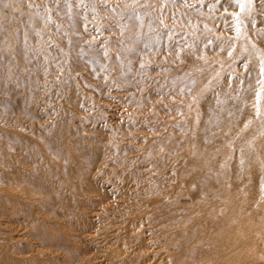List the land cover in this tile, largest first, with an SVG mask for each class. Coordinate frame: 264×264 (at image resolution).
I'll use <instances>...</instances> for the list:
<instances>
[{
    "label": "rangeland",
    "instance_id": "rangeland-1",
    "mask_svg": "<svg viewBox=\"0 0 264 264\" xmlns=\"http://www.w3.org/2000/svg\"><path fill=\"white\" fill-rule=\"evenodd\" d=\"M0 23V264H177L212 218L227 248L183 263L264 264V0H0Z\"/></svg>",
    "mask_w": 264,
    "mask_h": 264
},
{
    "label": "bare ground",
    "instance_id": "bare-ground-1",
    "mask_svg": "<svg viewBox=\"0 0 264 264\" xmlns=\"http://www.w3.org/2000/svg\"><path fill=\"white\" fill-rule=\"evenodd\" d=\"M5 24L6 23H0V27L1 28L4 27ZM9 24H11V23L9 22ZM3 41L4 42H10V41L13 42V38L11 37L10 33L0 32V42H3ZM263 47H264V45H263ZM262 53H264V48L262 49ZM6 55H7V53H6ZM7 56H9V55H7ZM0 58H5L4 50L0 51ZM0 81H2V78L1 77H0ZM63 86H64V84L62 85V87ZM218 102H221V101L220 100H217L216 101V100L210 99V102H209L210 109L209 110L210 111H212V110L214 111L215 109L217 110L218 104H219ZM229 107H230L229 105H225V104L224 105H220V108L218 110V113L219 114H216L215 113V115L218 116V119H216L217 121L214 120L215 122H213V123L224 126L225 123L227 124L229 122V120H230V122L236 120L235 117H232L231 116L232 110ZM194 121H196V118H194ZM207 126H208V124L205 123V122H203L202 129L204 130V132H205V128ZM194 131L195 130H193L192 133H194ZM243 134H244V132H243ZM213 135H215V132L214 133H212V132L211 133H206V136L204 137V139H206V143H207V140H210V142H209L210 144L217 145L218 143L221 142V139H219L220 137H219L218 134L216 136H213ZM211 139H213V140H211ZM188 143H189V141H188ZM222 143H223V141H222ZM194 160H195V158H193L192 160H189V162L193 164L192 166H194V162H193ZM240 167L241 166H238L237 168H235V171H237ZM233 170L234 169H232V171ZM226 178H227L226 175L221 176V177H218L216 174H213V173L212 174L211 173L210 174H208V173L205 174L204 173V175H203V172H202L201 175H200V177L198 176V178L195 177L194 179L193 178H191V180L189 179L190 181L188 180V184H191V181L192 182H196V183H198L203 188V186H205L204 183H206V187H204V189L205 188L208 189L209 186H211V185H213V186L218 185L219 188H220V191L223 192L224 189L226 188V183H225L226 182ZM191 192H192L191 195H193V196L194 195H197V190L196 189L193 188V190ZM207 205H206V207H207ZM207 216L208 215H206V218H207ZM215 221L218 222V225L221 222L218 219H215ZM215 221H214V218H212V221L208 220V223L206 222V227L199 226L197 228L198 233L196 235L199 239H200L199 235H205V240L206 241H205V243L203 245L200 246L202 248L201 251L202 250H206L205 256L207 258H212V259H213L212 253H213V255L214 254L217 255V253L220 252V250L222 248H227V246H228L227 245L226 247H224L223 245H219L218 237H217L218 235L215 234L212 230H210L208 228L210 222H211V226H213L214 223H215ZM187 236H189V235L181 234V235H178L177 238H174V239L171 240V243H173L174 245L175 244H178V243L180 244L183 241L184 242L187 241V243H188V250L186 252H184L185 253V256L181 257L177 261V264H187V263H183V260L184 259L192 260L197 255H199V251H195L194 250L195 247L193 246V244H194L193 241H194V239H196V236L195 237H192V240H188L187 239ZM216 257H218V255ZM218 262H220V263H218ZM218 262L217 263H213L212 262V264H253L252 259L249 258V256H247V255L239 258L238 261H237V259H234V258L233 259H230L229 257H226V259L224 258L223 261L222 260H219ZM190 263L191 264H194V261H191Z\"/></svg>",
    "mask_w": 264,
    "mask_h": 264
}]
</instances>
